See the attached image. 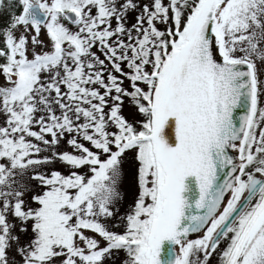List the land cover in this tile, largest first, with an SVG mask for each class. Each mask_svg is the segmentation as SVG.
Here are the masks:
<instances>
[{
  "label": "snow or ice",
  "instance_id": "1",
  "mask_svg": "<svg viewBox=\"0 0 264 264\" xmlns=\"http://www.w3.org/2000/svg\"><path fill=\"white\" fill-rule=\"evenodd\" d=\"M15 3L0 264H264V0ZM129 160L137 191L117 217Z\"/></svg>",
  "mask_w": 264,
  "mask_h": 264
},
{
  "label": "rangeland",
  "instance_id": "2",
  "mask_svg": "<svg viewBox=\"0 0 264 264\" xmlns=\"http://www.w3.org/2000/svg\"><path fill=\"white\" fill-rule=\"evenodd\" d=\"M15 1V0H13ZM6 4L8 3V0H5ZM151 0H140V4L141 6L144 4V3H150ZM19 9V6L14 3L10 8L6 7L5 10L3 11H0V29H3L4 27H6L9 23V11L10 10H15L17 12V10ZM136 13L135 12H131L129 13V19H128V24L129 26L134 23V17H135ZM114 26H115V22H114ZM158 27H160L161 29H163L164 25H161V24H158L157 25ZM19 34V33H17ZM41 39H43L45 41V43H47V38L43 35V33L41 34ZM0 46H2V44H0ZM103 58V57H101ZM4 82V79L2 76H0V84H3ZM128 85V82L125 81V87H127ZM107 111V109H106ZM134 108H131L129 107L128 105V102L127 100L125 101V107L123 109V114L126 116V118H128L129 120H133V119H142V117L140 116H133V113H134ZM2 120L3 118L0 117V123H2ZM59 150L60 151H63V150H67V151H71L70 148L67 147V145L62 142L61 145L59 146ZM43 155V154H42ZM131 153L128 154L129 157H131ZM51 167H54L58 170H60L62 173L64 174H67V169L62 165V164H55ZM125 170H126V173H127V178L125 180V183L122 185V189L125 193V199L118 205L119 207V213H117V217H119L121 214L125 213L128 208H129V205H131L134 200H135V195H136V185H135V165L133 162H131V160H129V163L125 165ZM36 181H31L30 182V187H31V191H29L27 194H26V199H29L30 200V197L32 196L33 194V191L35 192H41L43 191L42 188H38L36 187ZM33 207H36L35 204L32 205ZM10 219H12L10 217ZM15 222V221H13ZM115 221L114 220H109L107 221V223L109 224V226H111V224H113ZM114 231H122L123 229L122 228H115L113 229ZM29 234H30V229H29ZM88 235H91V233H86ZM201 235V234H198L197 237ZM28 237L27 236H23L22 239L23 240H26ZM99 239V237H97ZM225 243L226 241H222L221 242V245H220V248H223L225 246ZM178 251V250H177ZM123 256V253H113V260H105V264H120V257ZM17 260H19V257H16ZM210 264H218V260H217V257L214 255L212 260L210 261Z\"/></svg>",
  "mask_w": 264,
  "mask_h": 264
},
{
  "label": "water",
  "instance_id": "3",
  "mask_svg": "<svg viewBox=\"0 0 264 264\" xmlns=\"http://www.w3.org/2000/svg\"><path fill=\"white\" fill-rule=\"evenodd\" d=\"M242 114H243V110H238V111H237V117H238L239 115H242ZM173 136H174V131H173ZM195 235H197V234H192V235L190 236V238L194 237Z\"/></svg>",
  "mask_w": 264,
  "mask_h": 264
},
{
  "label": "trees",
  "instance_id": "4",
  "mask_svg": "<svg viewBox=\"0 0 264 264\" xmlns=\"http://www.w3.org/2000/svg\"><path fill=\"white\" fill-rule=\"evenodd\" d=\"M14 3H15V1L12 0V5H13ZM12 5H11V6H12ZM19 10H20V9H18L17 12H19Z\"/></svg>",
  "mask_w": 264,
  "mask_h": 264
},
{
  "label": "flooded vegetation",
  "instance_id": "5",
  "mask_svg": "<svg viewBox=\"0 0 264 264\" xmlns=\"http://www.w3.org/2000/svg\"><path fill=\"white\" fill-rule=\"evenodd\" d=\"M198 235V234H197ZM197 235H195L194 237H192L191 239H195V238H197ZM178 250V249H177Z\"/></svg>",
  "mask_w": 264,
  "mask_h": 264
}]
</instances>
